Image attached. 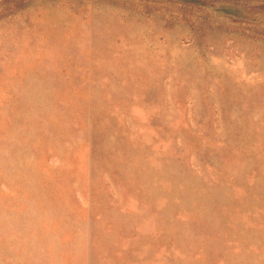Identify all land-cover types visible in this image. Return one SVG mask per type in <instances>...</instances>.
I'll return each instance as SVG.
<instances>
[{"label":"rangeland","instance_id":"1","mask_svg":"<svg viewBox=\"0 0 264 264\" xmlns=\"http://www.w3.org/2000/svg\"><path fill=\"white\" fill-rule=\"evenodd\" d=\"M0 264H264V0H0Z\"/></svg>","mask_w":264,"mask_h":264}]
</instances>
